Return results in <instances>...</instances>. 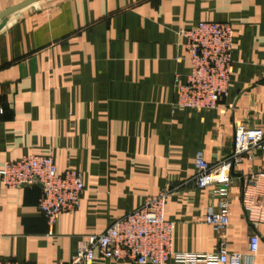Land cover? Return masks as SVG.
<instances>
[{"label": "crops", "instance_id": "obj_1", "mask_svg": "<svg viewBox=\"0 0 264 264\" xmlns=\"http://www.w3.org/2000/svg\"><path fill=\"white\" fill-rule=\"evenodd\" d=\"M22 1L0 0V13ZM201 21L233 25L228 95L215 109L173 110L175 77L185 83L191 70L180 32ZM0 107V169L50 155L60 174L76 169L84 181L77 210L51 227L39 208L40 186L10 188L0 177V258L68 264L89 235L166 186L174 249L215 252L221 232L204 221L215 199L195 187V158L202 151L215 164L231 155L239 124L264 129V0L33 3L0 30ZM236 169L264 172V149ZM257 189L264 192V178ZM244 190L236 178L227 247L248 253L257 233L259 248L247 264H264V222L249 220ZM93 264L135 263L96 250Z\"/></svg>", "mask_w": 264, "mask_h": 264}, {"label": "built area", "instance_id": "obj_2", "mask_svg": "<svg viewBox=\"0 0 264 264\" xmlns=\"http://www.w3.org/2000/svg\"><path fill=\"white\" fill-rule=\"evenodd\" d=\"M191 70L185 83L175 77L176 100L173 110L183 107L215 109L228 95L233 69L234 28L229 22L201 21L180 32ZM3 108L0 107V114ZM264 149V129L239 124L234 135L231 155L211 164L202 151L196 153L195 187L208 189L215 202L205 213V223L221 232L218 250L211 253L183 252L174 249L175 221L166 219L165 210L172 191L164 187L148 196L142 206L113 220L98 234L82 241L68 264H93L98 250L103 258L135 264H247L258 251L260 235L252 233L248 253L229 251L225 229L229 224L230 195L234 180L245 186L243 203L251 222H264V192L258 190L264 172L243 175L236 166L254 152ZM239 173V174H238ZM3 183L10 188L40 186L39 208L51 227L65 212H75L84 192L83 175L76 169L58 172L50 155H29L7 161L0 169ZM249 188H255L250 192ZM52 232V231H51ZM0 264H30L16 259L0 258Z\"/></svg>", "mask_w": 264, "mask_h": 264}, {"label": "water", "instance_id": "obj_3", "mask_svg": "<svg viewBox=\"0 0 264 264\" xmlns=\"http://www.w3.org/2000/svg\"><path fill=\"white\" fill-rule=\"evenodd\" d=\"M38 1H41V0H25V1H22L21 3L14 5V6H11L8 9H6L5 11L1 12L0 13V30L6 25L8 17L10 14H12L15 11L22 9L26 6H29L33 3H36Z\"/></svg>", "mask_w": 264, "mask_h": 264}]
</instances>
